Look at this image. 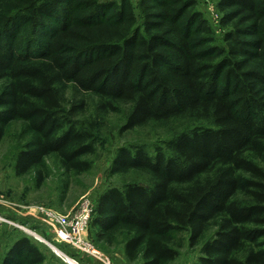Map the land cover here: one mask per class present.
I'll return each instance as SVG.
<instances>
[{
  "label": "trees",
  "instance_id": "obj_1",
  "mask_svg": "<svg viewBox=\"0 0 264 264\" xmlns=\"http://www.w3.org/2000/svg\"><path fill=\"white\" fill-rule=\"evenodd\" d=\"M136 5L138 17L130 0H0V141L13 121L34 136L14 172L51 156L67 173L90 169L92 136L75 124L84 101L68 105V86L101 112L129 106L125 131L205 122L171 139L169 155L119 150L111 175L140 173L147 185L103 192L88 229L130 263L174 261L185 232L199 248L193 264H264V0L217 1L221 45L195 0ZM44 262L24 237L1 264Z\"/></svg>",
  "mask_w": 264,
  "mask_h": 264
},
{
  "label": "rangeland",
  "instance_id": "obj_2",
  "mask_svg": "<svg viewBox=\"0 0 264 264\" xmlns=\"http://www.w3.org/2000/svg\"><path fill=\"white\" fill-rule=\"evenodd\" d=\"M109 1L118 3L120 0ZM130 1L136 6L135 15L138 17L137 0ZM195 1L197 11L212 28L217 44L221 45L223 30L219 26L218 0ZM7 87L8 81L0 82V95ZM64 92L68 105L84 101L83 109L75 118V124L78 129L89 130L92 136L95 153L83 159L89 163L90 169L78 175L67 173L62 168L61 161L51 156L45 160L41 169L19 177L14 172L16 155L34 136L27 124L21 121H13L4 128L0 141V264L16 240L24 237L40 250L45 258L44 264H70L61 255L76 264H102L98 259L79 254L69 246L58 243L38 209L44 208L68 215L75 212L84 200L95 204L98 197L110 188L122 189L131 183L147 185V177L140 173L111 175V164L119 150L143 148L153 158L155 150L161 148L169 155L166 144L171 139L194 127L209 126L205 122L176 120L166 124L152 123L125 131L123 128L129 106L122 105L115 113L101 112L94 97L78 93L72 86H68ZM38 172L43 175L41 185H38ZM64 186H67V190L63 194ZM187 237L185 232L174 235L178 257L167 264H193L197 261L200 256L199 248L191 249ZM85 238L94 245L99 258L104 261H110L111 264H141L140 260L128 262L119 242L111 246L97 242L89 229ZM48 245L61 255L56 252L55 254Z\"/></svg>",
  "mask_w": 264,
  "mask_h": 264
},
{
  "label": "built area",
  "instance_id": "obj_3",
  "mask_svg": "<svg viewBox=\"0 0 264 264\" xmlns=\"http://www.w3.org/2000/svg\"><path fill=\"white\" fill-rule=\"evenodd\" d=\"M93 209L94 203L90 200H84L72 214L61 215L44 208H39L38 212L43 215V221L53 231L58 243L69 246L79 254L90 256L95 260L98 259L102 264H111L110 261L99 258V253L94 245L85 238Z\"/></svg>",
  "mask_w": 264,
  "mask_h": 264
},
{
  "label": "bare ground",
  "instance_id": "obj_4",
  "mask_svg": "<svg viewBox=\"0 0 264 264\" xmlns=\"http://www.w3.org/2000/svg\"><path fill=\"white\" fill-rule=\"evenodd\" d=\"M52 250H53L54 252L58 253L59 255H61L59 252H57V251L55 250V248H54V249L52 248ZM61 256H62V258H63L67 263H70V264H76L73 260H69V259H67L66 256H63V255H61Z\"/></svg>",
  "mask_w": 264,
  "mask_h": 264
},
{
  "label": "water",
  "instance_id": "obj_5",
  "mask_svg": "<svg viewBox=\"0 0 264 264\" xmlns=\"http://www.w3.org/2000/svg\"><path fill=\"white\" fill-rule=\"evenodd\" d=\"M48 247L52 250V248L48 245ZM53 251V250H52ZM54 252V251H53ZM55 253V252H54ZM56 254V253H55ZM67 263V262H66Z\"/></svg>",
  "mask_w": 264,
  "mask_h": 264
}]
</instances>
